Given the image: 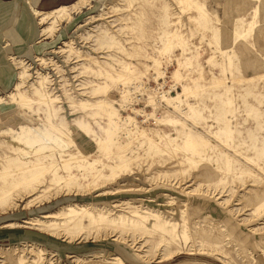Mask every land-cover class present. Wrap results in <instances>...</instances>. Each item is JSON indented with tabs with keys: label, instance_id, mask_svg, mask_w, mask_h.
Listing matches in <instances>:
<instances>
[{
	"label": "rangeland",
	"instance_id": "rangeland-1",
	"mask_svg": "<svg viewBox=\"0 0 264 264\" xmlns=\"http://www.w3.org/2000/svg\"><path fill=\"white\" fill-rule=\"evenodd\" d=\"M29 1L0 0V264H264V0Z\"/></svg>",
	"mask_w": 264,
	"mask_h": 264
},
{
	"label": "bare ground",
	"instance_id": "bare-ground-1",
	"mask_svg": "<svg viewBox=\"0 0 264 264\" xmlns=\"http://www.w3.org/2000/svg\"><path fill=\"white\" fill-rule=\"evenodd\" d=\"M195 5H197V4H195ZM61 8H64V6H61ZM36 11V10H35ZM41 19H44V17H42ZM170 40H171V38H169ZM168 39V41H167V44H166V46L167 45H170V40ZM165 46V47H166ZM164 47V48H165ZM164 51V49L161 51V52H163ZM166 51V50H165ZM163 53H165V52H163ZM163 55V54H162ZM248 80V79H247ZM185 90H183V92H184ZM183 93H177V97H179V96H181ZM176 97V98H177ZM175 98V99H176ZM167 101H170V100H167ZM101 103H99V105H100ZM107 108H109L108 107V105H104V107L103 108H105L106 109V107ZM110 109V108H109ZM111 111H113V110H111ZM108 114V113H107ZM108 133V132H107ZM146 134V133H145ZM189 139L191 140V138L189 137ZM193 139V138H192ZM151 142V141H150ZM171 142V141H170ZM98 144H100V142L98 141L97 142ZM101 144H102V142H101ZM170 146V145H169ZM166 148V147H165ZM170 148V147H169ZM173 152V151H172ZM73 160V159H72ZM119 160H120V164H117V165H115V166H109V168H111V171H113V170H115V168H117V167H120V166H125L126 164H127V161H128V157L127 156H121V157H119ZM70 161V160H69ZM67 163V162H66ZM82 166V165H81ZM84 166V165H83ZM94 168V164H89L88 165V167L87 168H83V170H84V172H87V171H89V170H91L92 169V172H90V177L91 178H98V177H100L101 175H102V171L101 170H96L95 171V169H93ZM95 172H94V171ZM83 173V172H82ZM51 174V173H50ZM40 175V174H39Z\"/></svg>",
	"mask_w": 264,
	"mask_h": 264
},
{
	"label": "crops",
	"instance_id": "crops-1",
	"mask_svg": "<svg viewBox=\"0 0 264 264\" xmlns=\"http://www.w3.org/2000/svg\"><path fill=\"white\" fill-rule=\"evenodd\" d=\"M37 0H33L32 2H30L29 1V4H30V10H31V12L33 13V15H36L34 12H33V9H35V10H37V11H39V12H49V11H51V10H53V9H55V8H57V7H59V5L58 6H56V7H52V8H50V9H48V10H42V9H39V8H37V7H35V4H33V3H35ZM75 1V0H74ZM74 1H72V2H74ZM72 2H70V3H68V4H72ZM63 4H60V6H62ZM70 5L68 6V7H70ZM66 6V5H65ZM38 22H39V19H38ZM39 23H41V22H39ZM42 29H43V27L39 30V33H40V37L36 40V41H41V40H43L44 38L47 40V41H44L45 43H47V42H51L52 40H51V38H49V36H46L44 33H42Z\"/></svg>",
	"mask_w": 264,
	"mask_h": 264
},
{
	"label": "built area",
	"instance_id": "built-area-1",
	"mask_svg": "<svg viewBox=\"0 0 264 264\" xmlns=\"http://www.w3.org/2000/svg\"><path fill=\"white\" fill-rule=\"evenodd\" d=\"M158 83H159V86H158V84L156 85V86H154L153 87V89H155L156 88V90H158V91H162V90H164V91H167V93H169V92H171L170 90H168L171 86L175 89L176 87H174V85L173 84H168L167 83V80H165V79H163V77H159L158 78ZM167 87V88H166ZM128 106V105H127ZM126 107V106H125ZM129 107V106H128ZM143 110H145V108H143ZM141 117H143L142 116V114H139ZM141 121H143V119L141 120Z\"/></svg>",
	"mask_w": 264,
	"mask_h": 264
}]
</instances>
